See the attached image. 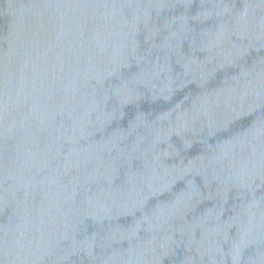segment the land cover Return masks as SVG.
<instances>
[{
    "label": "water",
    "instance_id": "1",
    "mask_svg": "<svg viewBox=\"0 0 264 264\" xmlns=\"http://www.w3.org/2000/svg\"><path fill=\"white\" fill-rule=\"evenodd\" d=\"M0 264H264V0H0Z\"/></svg>",
    "mask_w": 264,
    "mask_h": 264
}]
</instances>
